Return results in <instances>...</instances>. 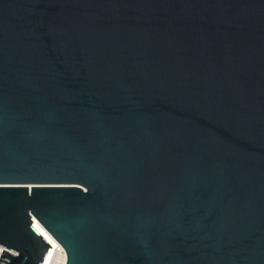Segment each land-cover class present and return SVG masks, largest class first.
Listing matches in <instances>:
<instances>
[{
  "label": "water",
  "instance_id": "95a60500",
  "mask_svg": "<svg viewBox=\"0 0 264 264\" xmlns=\"http://www.w3.org/2000/svg\"><path fill=\"white\" fill-rule=\"evenodd\" d=\"M36 222L67 264H264V0H0V264Z\"/></svg>",
  "mask_w": 264,
  "mask_h": 264
},
{
  "label": "built area",
  "instance_id": "2783aa9c",
  "mask_svg": "<svg viewBox=\"0 0 264 264\" xmlns=\"http://www.w3.org/2000/svg\"><path fill=\"white\" fill-rule=\"evenodd\" d=\"M51 236H52V240H49L44 236V238L51 245V247L48 248V251L45 255L42 264H67L68 255L65 247L52 234ZM8 250L13 254H17V252L14 250L11 249ZM3 251L4 248L0 247V252L3 253Z\"/></svg>",
  "mask_w": 264,
  "mask_h": 264
},
{
  "label": "bare ground",
  "instance_id": "6f19581e",
  "mask_svg": "<svg viewBox=\"0 0 264 264\" xmlns=\"http://www.w3.org/2000/svg\"><path fill=\"white\" fill-rule=\"evenodd\" d=\"M35 226L37 228V230L46 238H48L49 240H52V236L51 233L40 223L36 222ZM0 256H2V252H0Z\"/></svg>",
  "mask_w": 264,
  "mask_h": 264
}]
</instances>
